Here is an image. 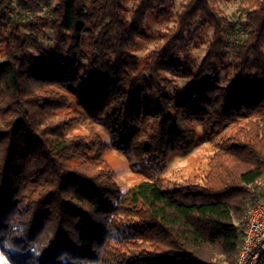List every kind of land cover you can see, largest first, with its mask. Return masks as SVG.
I'll list each match as a JSON object with an SVG mask.
<instances>
[{
    "label": "trees",
    "instance_id": "16d2710c",
    "mask_svg": "<svg viewBox=\"0 0 264 264\" xmlns=\"http://www.w3.org/2000/svg\"><path fill=\"white\" fill-rule=\"evenodd\" d=\"M41 1L0 0V264H235L264 200V0H240L236 22L219 12L229 0L176 12L177 0H55L49 23L11 15ZM171 17L141 66L152 20ZM84 120L108 139L72 133ZM235 123L204 173L171 190L152 179ZM110 148L150 179L123 194Z\"/></svg>",
    "mask_w": 264,
    "mask_h": 264
},
{
    "label": "rangeland",
    "instance_id": "374dc122",
    "mask_svg": "<svg viewBox=\"0 0 264 264\" xmlns=\"http://www.w3.org/2000/svg\"><path fill=\"white\" fill-rule=\"evenodd\" d=\"M182 0H177V5L174 11L176 12L179 8V4ZM41 7L38 9H34L31 7L22 8L20 6H16L15 12L11 13L16 19H24V20H34L37 21L39 18H36L37 15L43 17L46 23H49L53 19V6L55 4V0H42ZM240 0H229L226 3H223L219 6V12L222 16L226 17L231 22H236L238 17L240 16V12L238 11V5ZM48 4V11L50 14L43 12L42 7ZM132 2L129 3L131 5ZM27 10L31 11V14H27ZM10 13V12H9ZM152 28H151V36L147 39L141 40L139 47L137 49L138 61L141 66L145 64L148 59V54L152 51L157 43L160 41V33L167 30L168 27H174L175 22L171 18H164L159 21L152 20ZM239 26H236L237 28ZM46 30V35L43 37L44 45H52L54 46V41L52 40L53 34L51 30L48 28ZM234 31L231 32V41H233ZM213 35V30L209 29L203 34L201 37H198V41L192 50V57L185 59L190 63L187 65L191 67L193 64L200 63L202 57L206 51L207 40H209ZM179 84L182 85L185 81L183 79L178 80ZM171 92L173 91L170 89ZM147 108L153 109L157 107L156 103L152 102V98H147L146 100ZM238 123L231 124L227 128H225L220 134L215 137L213 141H200L197 146L191 151L185 154H172L168 162L162 166L156 167L154 170H151L152 179L154 178H162V186L165 189H174L178 187L185 179L196 173H204L207 169V161L209 157L216 151L217 143L221 141L225 136L231 132L237 126ZM199 133H201V128H198ZM95 131L102 132L104 138L108 139L107 132L97 123L91 120H84L81 123L76 124L72 130V133H82L89 134L94 133ZM106 160L108 164L115 170L116 178L120 186V190L123 194L128 192V190L145 180H149L150 178L144 174H139L133 171L130 165L129 159L126 157L124 153L121 151L110 148L106 152ZM4 264H9L6 259L3 258Z\"/></svg>",
    "mask_w": 264,
    "mask_h": 264
},
{
    "label": "built area",
    "instance_id": "2783aa9c",
    "mask_svg": "<svg viewBox=\"0 0 264 264\" xmlns=\"http://www.w3.org/2000/svg\"><path fill=\"white\" fill-rule=\"evenodd\" d=\"M48 14V4L42 7ZM27 14H31L27 10ZM233 43L237 44L245 35L243 29L236 28ZM245 238L235 264H264V200L251 206L248 211Z\"/></svg>",
    "mask_w": 264,
    "mask_h": 264
}]
</instances>
